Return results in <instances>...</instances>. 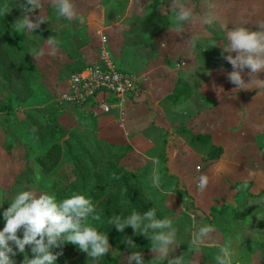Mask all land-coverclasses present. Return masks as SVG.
I'll list each match as a JSON object with an SVG mask.
<instances>
[{
    "label": "crops",
    "instance_id": "1",
    "mask_svg": "<svg viewBox=\"0 0 264 264\" xmlns=\"http://www.w3.org/2000/svg\"><path fill=\"white\" fill-rule=\"evenodd\" d=\"M86 1L72 3L73 8L79 5L85 14L78 26L86 32V39L80 38L78 52L71 49L72 55H80L77 59L84 64L68 71L65 87L72 74L91 65L87 63L89 59L96 63L102 60L103 40L99 44L98 35L104 34L108 37L104 49L110 61L115 68L134 74L139 89L137 97L124 101L109 114L92 118L96 119V139L125 148L129 157L150 162V171L155 173L157 166L162 165L159 169L163 173L155 174L159 177L160 186L155 187L159 204L176 201L182 194L164 171L174 174L182 191L188 188L190 165L193 174L207 177L203 191L192 183V202L198 215L192 218L191 238L201 226L209 225L212 231L203 243L190 246L191 264H215L219 247L228 242L233 251L232 264H264V258L263 262L259 258L264 211L259 216L248 211L250 206L257 209L264 205V85L256 80H264V71L250 76V69L244 68V80L253 81L236 90L226 78L233 68L223 59L229 54L235 57L236 53H221L227 43V28L245 23L255 31L258 24H264L259 20L261 9L256 7L264 0H244L236 7L240 16L233 15V5L228 0H134L123 8L122 14L114 6H107L111 0L95 8L87 7ZM181 5L190 8L193 17L177 30L174 14ZM209 7L215 19L203 24L201 16ZM64 22L65 26L72 23L69 19ZM58 23L63 24L59 20ZM78 32L71 34L73 39H77ZM193 35L199 37L194 48L188 45ZM214 43L217 46H211ZM98 45L99 54L95 51ZM57 51L51 50L55 54ZM65 59L67 63V55ZM177 80L188 86L189 93L165 102L173 94ZM55 107L60 115H72L81 125L91 119L83 109L67 103ZM190 133L206 137L202 144L205 148H221L220 157L199 163L197 147L188 143ZM169 141L173 142L171 146ZM181 173L186 175L182 177ZM222 207L225 210L221 213L205 215L207 209Z\"/></svg>",
    "mask_w": 264,
    "mask_h": 264
},
{
    "label": "rangeland",
    "instance_id": "2",
    "mask_svg": "<svg viewBox=\"0 0 264 264\" xmlns=\"http://www.w3.org/2000/svg\"><path fill=\"white\" fill-rule=\"evenodd\" d=\"M104 1L87 0L86 6L95 8ZM130 1L134 0H111L107 6L109 8L114 6L122 14L123 8ZM222 1L218 0L219 3ZM228 1L233 5V15L240 16V13L236 14L238 13L236 7L244 0ZM72 3H75L74 0ZM23 5L24 0H0V109H9L0 112V212L8 207L12 197L21 189L53 194L54 185L67 184L70 179H74V174L70 172L73 166L71 152L77 155L89 153L97 160L103 171L113 173L120 171V175L126 173L130 175L132 192L138 199L139 208L136 210L138 213L143 214L154 208L157 219L168 217L173 221L172 227L177 230L178 246L170 253L169 258L183 254L185 264H191L189 251L193 243L190 232L193 215L197 214L191 190L192 183L196 186L199 174H193V166L189 164L191 167H187L188 188H185V191L190 198L179 194L180 199L168 204H159L157 202L159 193L153 187L152 177L162 172V165L157 166L155 173L150 171L152 168L150 162L129 157L125 148L113 147L97 140L94 123L96 119H92L93 117L89 118L85 125H81L82 122L75 120L72 115L62 116L56 112V104L62 102L61 96L67 91L65 75L69 73L68 71L78 70L84 64L81 59H77L81 58L80 55H72L71 49L78 52L82 44L80 38L86 39V32L80 25L78 26L80 18L85 14L81 12L79 5L75 6L72 23L65 26L64 21L68 19L57 15L52 0H40V9L34 10L30 18L35 19L40 15L45 21L34 33L19 34L12 30L11 24L25 13ZM256 7L261 9L259 10L261 14H258L261 16L259 20L264 22V1ZM244 14H247V11ZM58 20L64 23L60 25ZM91 20H94V17ZM77 30L79 32L75 40L71 34H75ZM103 35H98L99 44L102 40L108 42V37ZM49 40L54 41L50 44L52 47L49 46ZM54 48L58 50L56 54L51 52ZM98 49L99 45L95 49L99 54ZM34 50L41 54L35 55ZM65 55L69 58L67 63ZM87 63L92 64L96 61L89 59ZM188 137V143L191 145L194 142L193 145L197 147L195 153L201 155L199 163H208L203 146L198 145L191 136ZM172 143L169 141L170 146ZM181 174L182 177L186 175ZM257 207L252 209L250 206L248 211L259 216L264 211V205ZM206 214H209L208 209L205 211ZM88 223L106 233L109 253L94 261V258L89 257L86 251L80 250L76 245L66 241L58 242L56 247L50 249L53 254L61 253L57 258V264H128L127 258L133 252H139L136 246H129L125 239H119L115 233L105 230L102 224L94 225L89 221ZM2 227L3 221L0 219V228ZM155 231L159 232L160 229ZM17 235L22 239V231H18ZM31 247L32 245H25L29 259L34 256L30 251ZM262 249L259 258L263 262ZM140 255L142 261L157 264L153 257L158 253L149 250L140 252ZM22 258L23 255L18 253L15 257L17 264ZM130 264L141 262L131 260Z\"/></svg>",
    "mask_w": 264,
    "mask_h": 264
},
{
    "label": "clouds",
    "instance_id": "3",
    "mask_svg": "<svg viewBox=\"0 0 264 264\" xmlns=\"http://www.w3.org/2000/svg\"><path fill=\"white\" fill-rule=\"evenodd\" d=\"M53 6L59 17L71 20L75 13L72 0H52ZM26 9L20 15L11 28L19 34L34 33L45 20L39 15L35 19L30 18L34 10L40 9V0H24ZM193 17L192 10L185 6H178L174 14V25L177 30L190 22ZM215 19L211 8L201 16L203 24H210ZM226 45L221 49L224 52H235L236 55L223 56V59L231 64L233 70L227 73L226 78L235 85L236 90L244 89L246 82L241 75L244 68L250 69V76L264 71V24H258V29L253 31L244 25H234L225 30ZM49 44L54 41L49 40ZM199 43V37L191 36L188 39L189 47L194 48ZM211 46H217L212 44ZM35 51V50H34ZM41 52L35 51V55ZM264 85V80L256 79ZM152 184L159 188V177L153 175ZM207 185V177H198L197 188L203 191ZM89 218L98 219V215L90 198L83 194L72 193L70 196L57 201L55 195L47 192L37 193L32 189H21L15 193L8 207L0 212L3 227L0 228V264H17L15 257L18 253L23 255L19 264H57V258L61 253L53 254L50 249L56 247L58 242H70L80 250L86 251L94 261L109 253V240L105 232L99 231L88 223ZM110 225L123 232L128 226L133 229L134 235L146 236L150 241V250L158 255L153 257L157 264H185L183 254L169 258L170 253L178 246L177 230L172 227L173 221L168 217L156 218V210L149 209L140 214L136 211L130 215H116L108 220ZM156 229H160L156 232ZM22 231V239L17 235ZM212 231L211 226L204 225L198 228L192 237V243L199 245L204 242ZM46 238V241H45ZM129 246L135 247L131 237H125ZM25 245H32L30 251L34 254L29 259L25 251ZM15 249V250H14ZM233 251L230 242L219 247L214 256L215 264H232ZM140 261V252H133L128 258Z\"/></svg>",
    "mask_w": 264,
    "mask_h": 264
},
{
    "label": "trees",
    "instance_id": "4",
    "mask_svg": "<svg viewBox=\"0 0 264 264\" xmlns=\"http://www.w3.org/2000/svg\"><path fill=\"white\" fill-rule=\"evenodd\" d=\"M187 93H189L188 86L183 81L177 80L173 94L165 98V102L179 99L178 97ZM4 111H9V109H0V112ZM189 135L200 145L206 142V137L193 135L191 133ZM193 143L194 142H192L191 145H193ZM207 147L205 148V146H203V149H206V159L217 160L222 153L221 148L214 146ZM82 154L83 155H77L75 152H71L73 166L70 172L74 174V179H70L67 184L54 185L52 187L54 191L53 195H55L57 201L59 202L74 192L83 194L86 198L91 199L99 217L96 220L89 218L90 223L92 222L94 225L102 224L105 230L115 233L119 239L123 240L125 237H131L139 252L149 251L151 241L146 236L134 235L131 226L126 227L123 232H120L115 228V225H110L108 223V220L113 216L120 215L124 217L130 215L131 212L139 208L137 196L132 192V184L129 181L130 175L127 173L120 175V171L117 173L105 172L91 154L84 152ZM164 174L175 181L176 191L182 192L183 195H187L185 191L179 190L177 180L174 176L168 174L166 171H164ZM224 210L225 208L223 207L219 210L210 209L209 214L214 215V213H221ZM143 264L153 263L143 261Z\"/></svg>",
    "mask_w": 264,
    "mask_h": 264
},
{
    "label": "built area",
    "instance_id": "5",
    "mask_svg": "<svg viewBox=\"0 0 264 264\" xmlns=\"http://www.w3.org/2000/svg\"><path fill=\"white\" fill-rule=\"evenodd\" d=\"M103 40L102 60L86 70L72 74L67 81V91L62 102L81 108L90 117L109 114L113 108L139 94L138 78L115 68L110 61Z\"/></svg>",
    "mask_w": 264,
    "mask_h": 264
},
{
    "label": "water",
    "instance_id": "6",
    "mask_svg": "<svg viewBox=\"0 0 264 264\" xmlns=\"http://www.w3.org/2000/svg\"><path fill=\"white\" fill-rule=\"evenodd\" d=\"M263 256H264V247H263Z\"/></svg>",
    "mask_w": 264,
    "mask_h": 264
}]
</instances>
